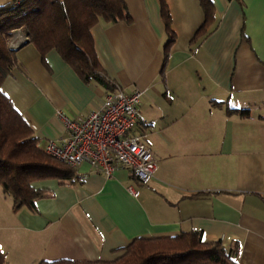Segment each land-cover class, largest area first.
I'll return each mask as SVG.
<instances>
[{
  "label": "crops",
  "instance_id": "obj_1",
  "mask_svg": "<svg viewBox=\"0 0 264 264\" xmlns=\"http://www.w3.org/2000/svg\"><path fill=\"white\" fill-rule=\"evenodd\" d=\"M164 1L174 32L165 60L159 0H123L129 23L99 19L90 29L111 89L83 81L53 49L9 46L16 64L0 90L39 147L67 136L56 111L76 119L118 89L139 91L130 134L156 168L140 183L126 168L108 178L83 163L70 181L33 183L42 195L35 211L14 212L0 188L7 264L110 262L137 238L193 232L206 244H237L236 264H264V0H210L214 19L198 36L199 0Z\"/></svg>",
  "mask_w": 264,
  "mask_h": 264
},
{
  "label": "trees",
  "instance_id": "obj_2",
  "mask_svg": "<svg viewBox=\"0 0 264 264\" xmlns=\"http://www.w3.org/2000/svg\"><path fill=\"white\" fill-rule=\"evenodd\" d=\"M204 21L196 32L206 33L214 19L210 0H199ZM160 16L167 33L164 60L174 42L171 16L159 0ZM99 19L127 22L130 16L123 0H12L0 6V88L15 66L14 50L7 45L12 32L20 30L41 56L55 50L85 82L96 81L106 88L112 82L101 73L92 45L90 29ZM23 44V45H24ZM245 112V111H243ZM29 125L0 90V188L11 199L14 212L35 211L41 192L33 183L46 179L70 181L73 168L57 162L38 146ZM110 262L55 260L39 264H236L237 244L224 247L221 241L203 243L198 233L163 238H137ZM0 264H7L0 251Z\"/></svg>",
  "mask_w": 264,
  "mask_h": 264
},
{
  "label": "built area",
  "instance_id": "obj_3",
  "mask_svg": "<svg viewBox=\"0 0 264 264\" xmlns=\"http://www.w3.org/2000/svg\"><path fill=\"white\" fill-rule=\"evenodd\" d=\"M141 96L139 91L128 95L118 89L106 95L97 110L76 119L56 111L67 136L47 141L45 154L70 168L86 163L108 178L117 169L126 168L138 182H146L155 171L156 161L141 138L130 134L139 122ZM128 190L133 197L138 196V191Z\"/></svg>",
  "mask_w": 264,
  "mask_h": 264
},
{
  "label": "rangeland",
  "instance_id": "obj_4",
  "mask_svg": "<svg viewBox=\"0 0 264 264\" xmlns=\"http://www.w3.org/2000/svg\"><path fill=\"white\" fill-rule=\"evenodd\" d=\"M12 0H0V6L3 5V4H6L8 2H10ZM27 41V38L24 36L23 32L20 31V30H16V31H13L12 32V37L11 39L9 40V42L7 43L8 47L13 45V46H17L19 44H21L22 42H25ZM123 253H121L119 256H121ZM117 256V258L119 257ZM116 258V259H117Z\"/></svg>",
  "mask_w": 264,
  "mask_h": 264
}]
</instances>
